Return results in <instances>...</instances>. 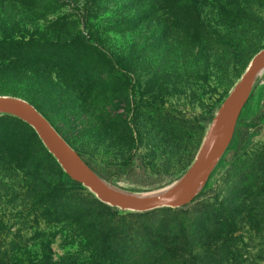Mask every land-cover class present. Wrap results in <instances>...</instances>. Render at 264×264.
Listing matches in <instances>:
<instances>
[{
	"label": "rangeland",
	"instance_id": "1",
	"mask_svg": "<svg viewBox=\"0 0 264 264\" xmlns=\"http://www.w3.org/2000/svg\"><path fill=\"white\" fill-rule=\"evenodd\" d=\"M263 49L264 0H0V95L32 99L103 171L122 166L108 181L129 192L188 171ZM146 254L264 264V72L220 163L180 208L100 201L32 127L0 115V264H138Z\"/></svg>",
	"mask_w": 264,
	"mask_h": 264
},
{
	"label": "water",
	"instance_id": "2",
	"mask_svg": "<svg viewBox=\"0 0 264 264\" xmlns=\"http://www.w3.org/2000/svg\"><path fill=\"white\" fill-rule=\"evenodd\" d=\"M264 72V49L251 60L213 117L205 139L188 171L171 185L153 192H129L98 174L33 103L13 95H0V115L14 116L32 127L66 174L89 188L100 201L134 212L189 205L202 191L234 136L239 117Z\"/></svg>",
	"mask_w": 264,
	"mask_h": 264
},
{
	"label": "trees",
	"instance_id": "3",
	"mask_svg": "<svg viewBox=\"0 0 264 264\" xmlns=\"http://www.w3.org/2000/svg\"><path fill=\"white\" fill-rule=\"evenodd\" d=\"M82 49V48H80ZM28 101H30L31 103H33L39 110L42 111V107L36 105L34 103V101H32V99H26ZM43 114L44 111H42ZM7 117H9L10 115H5ZM45 116L48 117V115L45 114ZM49 118V117H48ZM50 119V118H49ZM51 120V119H50ZM52 122V121H51ZM53 123V122H52ZM56 127V126H55ZM57 128V127H56ZM58 129V128H57ZM59 130V129H58ZM63 135V133H61ZM64 136V135H63ZM65 137V136H64ZM66 138V137H65ZM81 156L84 158V160L91 166V168H93L98 174H100L103 178H105L106 180H112L114 177H122L124 175L123 172V167L119 166L117 168H113V169H106V170H102L100 168H98L95 164H93L92 160L87 157L86 155L80 153ZM70 178V177H69ZM71 179V178H70ZM73 183L77 184V185H81L79 182L73 181ZM127 256V255H126ZM125 256V257H126ZM155 256V255H154ZM150 254H146L145 256H140L139 257V262L138 264H175L174 261V257L173 255H170L167 259L166 256H162V257H154ZM124 257V258H125ZM171 258V259H170ZM178 259H181L183 262H187L185 255H180ZM166 260V261H165ZM119 264H123V262L120 260ZM132 264V262L130 263Z\"/></svg>",
	"mask_w": 264,
	"mask_h": 264
}]
</instances>
